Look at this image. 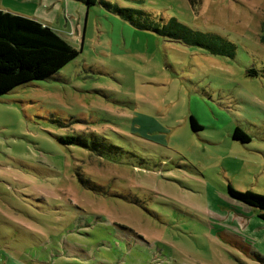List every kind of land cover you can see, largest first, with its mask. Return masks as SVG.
Masks as SVG:
<instances>
[{
  "label": "rangeland",
  "instance_id": "obj_1",
  "mask_svg": "<svg viewBox=\"0 0 264 264\" xmlns=\"http://www.w3.org/2000/svg\"><path fill=\"white\" fill-rule=\"evenodd\" d=\"M105 1L47 24L75 39L83 9L77 58L0 95V250L21 264H264L260 212L229 193L264 194V0ZM171 18L220 51L136 26Z\"/></svg>",
  "mask_w": 264,
  "mask_h": 264
},
{
  "label": "trees",
  "instance_id": "obj_2",
  "mask_svg": "<svg viewBox=\"0 0 264 264\" xmlns=\"http://www.w3.org/2000/svg\"><path fill=\"white\" fill-rule=\"evenodd\" d=\"M77 1L84 3L87 9L97 4L110 9L114 8L105 0ZM189 1L192 5L200 2V0ZM137 13L144 14L142 11ZM126 15L129 19L131 18L129 13ZM136 26L140 29H151L171 40H185L189 44L208 48L214 53L220 51L212 49L205 42L209 35L194 32L175 18H171L164 27L158 23L152 24V22H138ZM79 55L80 52L52 27L31 18L0 10V95L12 91L19 85L58 73ZM234 55L235 49L231 48L229 56ZM249 74L258 75L255 71H249ZM190 123L194 131L203 128L193 115L190 117ZM233 137L242 143L251 142L250 136L240 128L235 130ZM229 193L236 200L258 209L259 217L264 221V194L237 191L233 187L229 188Z\"/></svg>",
  "mask_w": 264,
  "mask_h": 264
},
{
  "label": "crops",
  "instance_id": "obj_3",
  "mask_svg": "<svg viewBox=\"0 0 264 264\" xmlns=\"http://www.w3.org/2000/svg\"><path fill=\"white\" fill-rule=\"evenodd\" d=\"M73 7H76L73 0H0V10L31 18L43 22L46 25L51 21H54L60 16V14H65L67 20V12L72 11ZM84 10L87 12L86 5ZM73 14L75 15V13ZM82 15L83 9H79V18L75 19V17H71L70 21H68L70 24L69 34L75 39H68L62 36L52 26L50 27H52L57 33H59L70 43H72V40L78 42L82 34ZM0 252L5 264H21L12 256L8 254L5 255L3 250H0Z\"/></svg>",
  "mask_w": 264,
  "mask_h": 264
}]
</instances>
